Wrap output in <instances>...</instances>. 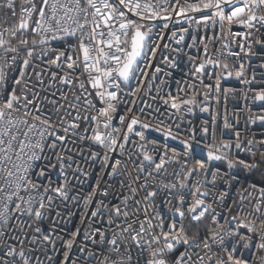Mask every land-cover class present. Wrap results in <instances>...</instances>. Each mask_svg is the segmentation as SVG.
Listing matches in <instances>:
<instances>
[{
	"label": "snow or ice",
	"instance_id": "6c2138e0",
	"mask_svg": "<svg viewBox=\"0 0 264 264\" xmlns=\"http://www.w3.org/2000/svg\"><path fill=\"white\" fill-rule=\"evenodd\" d=\"M177 17L197 29L227 26L223 47L233 57L257 56L254 46L264 55V0H0V264H264V178L235 189L239 203L224 207L241 173L264 171V132L242 137L239 120L229 122L226 103L235 90L224 89L222 116V135L233 138L202 148L194 167L166 159V145L162 154L150 150L151 125L130 115L135 99L124 100L152 91L139 82L157 79L145 71L163 39H153L155 22L168 29ZM234 25L244 31L233 32ZM178 31L171 38L180 45L189 29ZM191 40L187 47L196 36ZM233 43L239 51H231ZM173 51L178 57L183 50ZM204 55L190 72L202 84L215 67L214 86L201 93L190 84L184 96L191 98L167 91L159 97L164 105L191 112L197 97L208 100L213 91L220 102L221 79L256 82L254 73L245 78V62L230 67L206 45ZM165 61L177 67L176 59ZM251 102L260 111L245 127L264 128V87ZM164 135L176 139L170 129ZM181 143L188 155L192 145ZM233 149L246 158H230ZM169 163L180 170L169 173ZM76 212L79 224L69 227Z\"/></svg>",
	"mask_w": 264,
	"mask_h": 264
},
{
	"label": "built area",
	"instance_id": "2783aa9c",
	"mask_svg": "<svg viewBox=\"0 0 264 264\" xmlns=\"http://www.w3.org/2000/svg\"><path fill=\"white\" fill-rule=\"evenodd\" d=\"M39 3V0H37ZM19 10V5H17ZM157 27L153 30V39L156 40V34H162V40H156V43L160 45L159 48L155 49V55L151 56L145 63L149 66L145 68V71L148 74V77L155 74L157 79L155 83L147 77H142L140 86L142 89L146 85H152V91L146 94L145 90H142L137 94L135 98L125 97L124 100L128 101L131 99L136 100V105L132 109L130 115H135L142 121L148 122L151 125L150 130L145 131V136L149 140H155L156 144H148L150 150H155L161 154L165 151V145L167 146V157L171 158L173 155L177 156L181 163L187 162L188 167L196 166V161L202 159L204 153L201 152V149H205L206 146L211 144L218 145L223 139H232L231 132H225L222 135L223 120L222 116L225 111V102H224V89H234L235 93H228V99L226 103V110L230 123H234L233 117L239 120V124L236 125L237 129L241 131L242 137L251 138V133H255L257 138H260L264 128L259 124L257 125H247L245 127V122L247 117L251 114H259L258 104H253L251 102L252 96L256 91H259L264 87V67H261V64H264V55H260L262 52L259 46H254L253 50L258 53L257 56H245L244 53H241L239 57H233L229 54V50L224 48L223 45L228 43L225 39L227 36V26H225V31L221 32L219 26L215 28H204L201 27L197 29L194 25H189L186 21L177 17L172 21H169L168 29H162L161 25L164 21H156ZM181 27L188 28L189 32L185 36V41L180 45L175 43V40L171 38L172 31H177L179 36V29ZM233 32L244 31V28L240 25H234L232 27ZM264 31V30H262ZM196 36V44L193 47H187V45L192 44L191 36ZM237 42H240L239 40ZM167 44L168 48H164V45ZM207 46L208 55L218 58L222 63H227L231 67L232 65L238 64L240 62H245V78L251 79L253 73L256 76V82L250 85H245L241 80L235 78V76L228 79H221L220 84V102L217 103L211 98L215 96L216 93L213 91L208 100H204L202 96L197 97L198 103L196 107L191 112L184 110V106H181V111L176 112L175 109L171 108L168 105H164L159 97L164 96L165 92L171 91L173 95H176L179 90L181 92L182 98H191L190 96H184V93L189 92V85L194 84L197 90L201 93L208 91L205 85L212 84L214 86V74L217 72L215 67L209 66L206 70V78L203 80V83L195 81L194 77L191 75L190 70L193 68V63H199L205 59L204 47ZM180 47L183 51L177 57L176 53L173 51L175 48ZM231 51L236 52L239 49L236 47V43L231 45ZM23 55V53H21ZM165 57L169 59L177 60V67H172L169 63H166ZM188 57H193L194 61L189 62ZM141 67L144 68V64H141ZM160 67L163 71L161 73H155V68ZM235 71V69H233ZM167 72L169 75H164ZM13 74L10 73L11 78ZM164 80L166 83L161 85L160 81ZM136 82H134L135 84ZM159 85L161 91L156 93V86ZM123 87V85H122ZM91 91V89H89ZM128 91V89H125ZM19 92V89H17ZM247 93L248 100L243 99V94ZM157 96L155 102L152 101L151 97ZM151 105V108L148 105ZM203 107H208L207 112H203L200 109ZM143 109L141 112L140 109ZM159 109V112L156 109ZM124 113V107L121 105L117 112V118L113 120V123L117 126L119 125L118 116ZM93 114L94 110H93ZM128 121L126 120L125 123ZM82 128L84 125L81 126ZM207 127L209 129L208 134L203 133V128ZM155 128H161L162 131L157 132ZM171 130V133L176 136V139L171 137H165L164 131ZM213 133L215 138L213 139ZM192 136H195V139H192ZM133 140L138 141V138L132 137ZM182 140H187L192 148L189 151L188 155H185V146L181 143ZM131 147V145H129ZM99 151L98 148L94 149ZM239 155L240 158H246V154L240 150L233 149L230 158H235ZM214 166L220 168L222 171L226 170V164L223 162H214ZM166 168L169 173L173 169L179 171V167L176 164L169 163L166 165ZM264 178V171H255L250 175L245 176V174H240L241 183L238 185H233V191L229 192L228 201H226L224 207L228 206V202L235 199L237 204L239 203V195L235 189L240 188L243 190V187H247L251 183H257ZM94 175L92 179L88 181V184L91 185L94 183ZM169 179H174V177L169 176ZM159 204V200L157 201ZM233 207L232 214H235V205ZM220 210V208H218ZM74 211H76L74 209ZM80 214L76 212V215L72 217L71 224L69 227H74L79 224ZM135 252V249H133Z\"/></svg>",
	"mask_w": 264,
	"mask_h": 264
}]
</instances>
